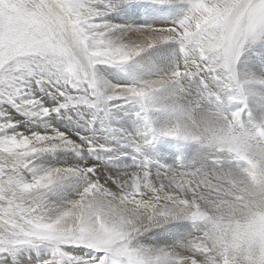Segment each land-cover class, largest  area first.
Returning <instances> with one entry per match:
<instances>
[{"label":"snow or ice","instance_id":"snow-or-ice-1","mask_svg":"<svg viewBox=\"0 0 264 264\" xmlns=\"http://www.w3.org/2000/svg\"><path fill=\"white\" fill-rule=\"evenodd\" d=\"M260 46L264 0H0V264H264Z\"/></svg>","mask_w":264,"mask_h":264},{"label":"rangeland","instance_id":"rangeland-1","mask_svg":"<svg viewBox=\"0 0 264 264\" xmlns=\"http://www.w3.org/2000/svg\"><path fill=\"white\" fill-rule=\"evenodd\" d=\"M258 48V49H257ZM257 48H254L255 49V51H254V49L252 50V52H253V54L252 55H249L247 58H245V60H246V62H245V64L243 65V70H241L240 69V71L241 72H243L244 70V72H248L250 69H253L252 70V72H257V73H259L258 75L259 76H262V77H264V67H262L261 66V64L257 61V58H255L256 57V55H254V53H257L258 55H259V57H260V59H262V60H264V46H260V47H257ZM260 50V51H259ZM262 51V52H261ZM249 52H251V51H249ZM249 52H247V55L249 54ZM246 54V53H245ZM245 56V55H244ZM252 59H251V58ZM241 61V60H240ZM251 61V62H250ZM251 65V66H250ZM249 69H248V68ZM255 67V68H254ZM239 68H240V66H239ZM245 68V69H244ZM260 68V70H258ZM247 69V70H246ZM258 71H257V70ZM263 70V71H262ZM262 71V72H261Z\"/></svg>","mask_w":264,"mask_h":264},{"label":"bare ground","instance_id":"bare-ground-1","mask_svg":"<svg viewBox=\"0 0 264 264\" xmlns=\"http://www.w3.org/2000/svg\"><path fill=\"white\" fill-rule=\"evenodd\" d=\"M258 49V48H257ZM254 51H255V49H254ZM260 51V50H259ZM262 52V51H261ZM253 54V52H252V50H251V52H249V54L247 55V53L246 54H244L242 57H241V61H240V64H239V66H240V68L239 69H241V70H243L242 68H243V65L245 64V62H246V60H245V58H247L249 55H252ZM251 58V57H250ZM255 58H257V56L255 57ZM264 58V57H263ZM252 59V58H251ZM262 60V59H261ZM251 62V61H250ZM246 65V64H245ZM251 66V65H250ZM248 68V67H247ZM255 68V67H254ZM245 69V68H244ZM249 69V68H248ZM247 70V69H246ZM253 69H250L249 71H252ZM257 70V69H256ZM258 70H260V68L258 69ZM257 70V71H258ZM245 71V70H244ZM242 72V73H247V71L246 72ZM248 71V72H249ZM263 71V70H262ZM261 71V72H262ZM256 73V75H258L259 73H257V72H255ZM259 76V75H258ZM262 77V76H261Z\"/></svg>","mask_w":264,"mask_h":264}]
</instances>
